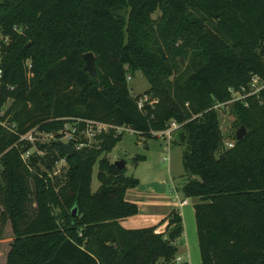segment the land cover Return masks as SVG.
Instances as JSON below:
<instances>
[{"label": "trees", "instance_id": "obj_1", "mask_svg": "<svg viewBox=\"0 0 264 264\" xmlns=\"http://www.w3.org/2000/svg\"><path fill=\"white\" fill-rule=\"evenodd\" d=\"M0 32L9 39L0 57V238L7 221L13 232L6 264H185L175 259L177 208L151 225L119 222L138 212L124 194L139 179L108 158L122 135L112 126L94 143L75 134L70 142L82 146L70 156L52 138L22 157L28 130L58 132L73 120L83 128L85 119L147 137L177 122L169 142L182 150L180 194L197 197L199 264H264V91L230 103L246 132L229 147L211 107L251 73L264 76V0H0ZM86 51L96 75L84 68ZM136 70L157 99L145 111L126 79Z\"/></svg>", "mask_w": 264, "mask_h": 264}, {"label": "rangeland", "instance_id": "obj_2", "mask_svg": "<svg viewBox=\"0 0 264 264\" xmlns=\"http://www.w3.org/2000/svg\"><path fill=\"white\" fill-rule=\"evenodd\" d=\"M160 13L154 12L152 14V17H157ZM20 31V28H19ZM9 42L8 38H4L0 32V57H1V43L7 44ZM24 65L27 71V75L30 76L32 74L31 71V58H27L24 61ZM127 83L128 87L130 89V92L137 96L138 99L142 98L145 93V89L148 87V81L145 78V76L142 74L140 70L133 71L131 73H127ZM230 96V94H229ZM10 102V99L6 101L3 107H6ZM221 102V101H219ZM222 103L219 105H214L218 107H211L216 111V117L218 120L219 129L221 132V138H222V144L225 147L227 146V143H233L234 139V133L235 130L240 126V124H236V117L230 110V103ZM76 121H67L63 127L56 133V135H53V132L48 131H41L36 128H32L31 134H27L26 139H28L32 143V147L28 150V152L32 151H38L40 152V143H49L52 138H57V140H62L64 142H67L72 145L71 138L73 139V129L72 127L77 126ZM78 128H80L78 126ZM85 128V126L83 127ZM87 128V126H86ZM89 130V128H87ZM95 129V127H94ZM131 128H127L122 131L121 138L117 141V143L114 145V147L107 153L108 158L111 161H115L116 159H124L125 160V166H126V174H132L139 178L141 182H148L152 181L154 188L157 189L156 181L159 179H164L165 182L163 186H165L166 193L171 196H177L179 199H181L183 196L180 194L178 188L184 183L186 179V175L184 173V170L181 165V146L180 145H171L169 142V139L171 137H167L162 132H159L157 130H151L150 134H155L156 136H143L140 135L139 132L134 130H128ZM245 132L246 128L244 127ZM160 130V129H158ZM87 130L85 129V133L83 135L84 138L87 139V142L94 143L97 142V139L95 138V134H87ZM100 132L96 133L99 134ZM174 132H172L173 134ZM74 134H80V132L74 133ZM231 146V145H230ZM72 147L75 149L77 148V143H73ZM137 154H143L145 157L144 159L138 160L137 162L133 161V157ZM22 155V154H21ZM66 162L64 158H61L58 162H56L54 166V171L58 172L61 166H65ZM1 170V165H0ZM96 171H97V162L93 165V171H92V182H91V188L92 190H95L98 187L99 181L96 177ZM0 181H1V175H0ZM163 182V181H161ZM147 186V185H144ZM188 201H195V196H190L187 198ZM190 206V202L188 204ZM77 208V207H76ZM58 208L55 207L54 211L55 213L58 212ZM190 218L192 222V211L190 213ZM145 224H133L136 227H140L141 225ZM126 226H130L131 223H125ZM183 226H184V233L185 237L192 236L195 239V243L189 246L188 253L184 249L181 251V243L182 238L180 240H177V246L178 249L175 253V259L177 262H180L176 256L179 254L181 255V261H184L185 264H199V253H198V247L196 242V235L195 231L191 226L189 227L188 221H187V214H183ZM182 226V227H183ZM183 232V231H182ZM181 235V234H180ZM13 238V232L11 229L10 222L7 221L4 224V227L2 229L1 238H0V264H5L6 261V252L8 250V247L10 245V242ZM180 249V250H179Z\"/></svg>", "mask_w": 264, "mask_h": 264}, {"label": "crops", "instance_id": "obj_3", "mask_svg": "<svg viewBox=\"0 0 264 264\" xmlns=\"http://www.w3.org/2000/svg\"><path fill=\"white\" fill-rule=\"evenodd\" d=\"M141 161L143 160L141 159ZM164 182H165L164 179H160V180L158 179L156 181L157 189H153L154 185L152 181L141 182L139 180L137 186L127 188L124 194L125 199L137 203L138 212L136 214L129 215L119 219L121 225H123L124 227H136L133 224H145V223H147L146 225L155 224L161 218H163L173 207H175L180 213L182 226H183V214L186 213L189 227L191 226V228H193V230L195 231L193 208H192V203L194 201H188L187 199L188 197H184V198L182 197L181 199H179L176 195L171 196L167 194L165 190V186H163ZM189 202H190V206H188ZM191 211H192V222L190 218ZM127 222L131 223V225L126 226L125 223ZM141 226H145V225H141ZM182 231L183 232H181V235L177 238V240H180L181 237H183L181 243L182 245L181 251L185 249L188 253L189 246L191 245V247H193L192 245L195 243V239L192 236H190L189 238L185 237L184 226L182 227ZM177 240L175 243L178 249ZM9 248L10 245L8 247V250ZM176 258H178V260L181 261L180 259L181 255L178 254Z\"/></svg>", "mask_w": 264, "mask_h": 264}, {"label": "built area", "instance_id": "obj_4", "mask_svg": "<svg viewBox=\"0 0 264 264\" xmlns=\"http://www.w3.org/2000/svg\"><path fill=\"white\" fill-rule=\"evenodd\" d=\"M0 72H1V70H0ZM228 91H229L230 96L228 99L221 101L222 103H227V102H231V101H239L242 104L246 105L248 97L257 96L261 91H264V76H261L260 74H257V73H251L245 84L239 85L237 88L228 87ZM155 101H157V99L154 97H150L148 94H144L142 98L136 99L137 105L140 108V110H142V111H145V109H144V103L145 102H148L149 104H153ZM221 102L215 101L212 107L213 108L218 107V106H214V105H219V104H221ZM75 121H76L75 124L77 125L78 120H75ZM84 122H85V125H84L85 128H78V125L72 127V129H73L72 135H75L74 133H76V131L80 132V134H82V133L84 134L85 129L87 130V132H86L87 134L94 135L98 132L107 130L109 126H112L115 129L116 133H122L123 130H125L127 128H131V127L124 125V124L111 125V124H108L105 122H100V121H95V120H90V119H85ZM86 126H87V128H89V130L86 128ZM177 126H178L177 122H175L174 120H170L165 128L157 130V131L162 132L163 134H165L169 138L172 136V132L175 130V128ZM94 127H95V129H94ZM128 130L136 131L133 128L128 129ZM27 134H31V131L28 130L26 133L22 134L20 137L26 138ZM230 145H232V142L227 143V146H230ZM77 146H78V148L80 146H82V142H77ZM28 154H29V152L27 150L24 153H22V157L26 158Z\"/></svg>", "mask_w": 264, "mask_h": 264}, {"label": "water", "instance_id": "obj_5", "mask_svg": "<svg viewBox=\"0 0 264 264\" xmlns=\"http://www.w3.org/2000/svg\"><path fill=\"white\" fill-rule=\"evenodd\" d=\"M83 58H84V68L91 72L93 75H96V68H95V62H94V53L92 51H86L83 53ZM56 131L53 132V135H56ZM245 133V129L243 125H240L234 133V137L236 139H239L243 136ZM59 146L63 149L66 155L70 156L74 153V148L72 147L71 144L64 142L62 140H58ZM113 163L117 167H122L125 165V160L124 159H116L113 161ZM76 206L72 207V214H76Z\"/></svg>", "mask_w": 264, "mask_h": 264}]
</instances>
